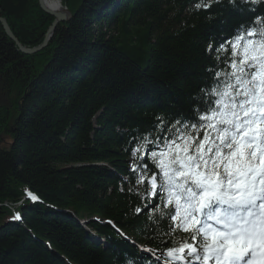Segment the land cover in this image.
<instances>
[{"label": "trees", "instance_id": "1", "mask_svg": "<svg viewBox=\"0 0 264 264\" xmlns=\"http://www.w3.org/2000/svg\"><path fill=\"white\" fill-rule=\"evenodd\" d=\"M58 2L70 18L38 54L0 25V264H164L188 234L136 212L160 199L141 198L131 149L157 124L166 137L198 119L212 73L231 70L226 42L264 17V0ZM0 18L25 49L54 21L38 0H0Z\"/></svg>", "mask_w": 264, "mask_h": 264}, {"label": "snow or ice", "instance_id": "2", "mask_svg": "<svg viewBox=\"0 0 264 264\" xmlns=\"http://www.w3.org/2000/svg\"><path fill=\"white\" fill-rule=\"evenodd\" d=\"M215 2L200 0L196 8ZM249 2L260 0H239ZM226 43L231 70L212 73L214 86L202 90L198 119L177 121L182 129L173 124L166 130L176 132L166 137L157 135L165 131L157 124L131 149L129 168L143 186L141 198L160 199L136 212L157 213V222L168 219L171 231L188 234L162 253L164 264H264V17L241 25ZM153 164L158 171H150Z\"/></svg>", "mask_w": 264, "mask_h": 264}, {"label": "water", "instance_id": "3", "mask_svg": "<svg viewBox=\"0 0 264 264\" xmlns=\"http://www.w3.org/2000/svg\"><path fill=\"white\" fill-rule=\"evenodd\" d=\"M38 5L43 12H45L46 14L53 17L54 21L48 27V29L44 35V40H43L42 44L36 48H33V49L23 48L18 43V41L14 38V36L11 34L10 29H9L8 25L6 24L5 20L0 18V25H1V28L4 32V34L15 44L18 51L22 54H25V55H34V54L40 52L41 50H44L47 46V43L51 39L56 26L58 24L65 23L70 18V13L66 9H59L60 11H53L45 5L44 0H38Z\"/></svg>", "mask_w": 264, "mask_h": 264}, {"label": "bare ground", "instance_id": "4", "mask_svg": "<svg viewBox=\"0 0 264 264\" xmlns=\"http://www.w3.org/2000/svg\"><path fill=\"white\" fill-rule=\"evenodd\" d=\"M44 1H45V5L49 9H51L53 11H60L58 5L54 3V1H57V0H44ZM13 210H15V209H13Z\"/></svg>", "mask_w": 264, "mask_h": 264}, {"label": "rangeland", "instance_id": "5", "mask_svg": "<svg viewBox=\"0 0 264 264\" xmlns=\"http://www.w3.org/2000/svg\"><path fill=\"white\" fill-rule=\"evenodd\" d=\"M54 3L55 4H57L58 3V0L57 1H54ZM38 47V46H37ZM42 51V50H41ZM39 53V52H38ZM38 53H36V54H38ZM1 142H4L3 143V145L5 146V147H7V145L10 143L9 142V139L7 138V137H3V139L1 140ZM0 149H3V146L0 144ZM93 239L94 240H96V241H99V242H103L101 239H98L96 236H93ZM148 255V254H147Z\"/></svg>", "mask_w": 264, "mask_h": 264}]
</instances>
